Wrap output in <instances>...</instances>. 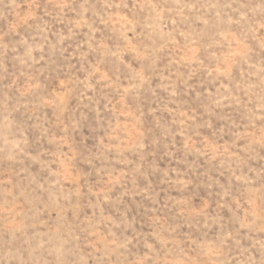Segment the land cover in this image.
Instances as JSON below:
<instances>
[{
    "label": "rangeland",
    "instance_id": "obj_1",
    "mask_svg": "<svg viewBox=\"0 0 264 264\" xmlns=\"http://www.w3.org/2000/svg\"><path fill=\"white\" fill-rule=\"evenodd\" d=\"M0 264H264V0H0Z\"/></svg>",
    "mask_w": 264,
    "mask_h": 264
}]
</instances>
